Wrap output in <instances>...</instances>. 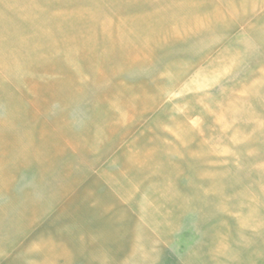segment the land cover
Masks as SVG:
<instances>
[{"label": "rangeland", "instance_id": "374dc122", "mask_svg": "<svg viewBox=\"0 0 264 264\" xmlns=\"http://www.w3.org/2000/svg\"><path fill=\"white\" fill-rule=\"evenodd\" d=\"M0 264H264V0H0Z\"/></svg>", "mask_w": 264, "mask_h": 264}]
</instances>
